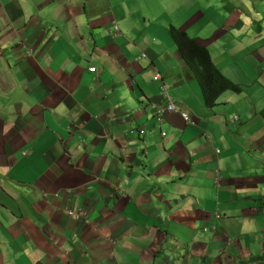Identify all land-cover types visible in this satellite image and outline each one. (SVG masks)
<instances>
[{"label": "crops", "instance_id": "obj_1", "mask_svg": "<svg viewBox=\"0 0 264 264\" xmlns=\"http://www.w3.org/2000/svg\"><path fill=\"white\" fill-rule=\"evenodd\" d=\"M0 264H264V0H0Z\"/></svg>", "mask_w": 264, "mask_h": 264}, {"label": "trees", "instance_id": "obj_2", "mask_svg": "<svg viewBox=\"0 0 264 264\" xmlns=\"http://www.w3.org/2000/svg\"><path fill=\"white\" fill-rule=\"evenodd\" d=\"M169 31L188 67L200 83L206 106L217 105L220 95L226 90H241L237 82L224 75L216 66L206 46L199 44L197 39L185 30L171 26Z\"/></svg>", "mask_w": 264, "mask_h": 264}, {"label": "built area", "instance_id": "obj_3", "mask_svg": "<svg viewBox=\"0 0 264 264\" xmlns=\"http://www.w3.org/2000/svg\"><path fill=\"white\" fill-rule=\"evenodd\" d=\"M113 28L116 32H119L118 25L115 24ZM145 56H147V55L145 53H142L141 57H145ZM89 70L92 72H97V67L95 65H92L89 68ZM159 77H160L159 74H157L154 78L158 79ZM162 89H163V93L166 96L168 102L166 105H163V106H160L157 108L156 114H157L158 118L160 119L161 117H163V115L168 111H175V112H179L182 115V117L184 118V120H186L187 122H192V118H191V115L189 114V112L182 110L177 106L175 101L169 95V93L167 91V87L165 85H163ZM141 132H144V131L142 130ZM216 152H219V150L217 149ZM73 214H74V212L72 213V215ZM76 215L78 216L79 214L76 213Z\"/></svg>", "mask_w": 264, "mask_h": 264}, {"label": "clouds", "instance_id": "obj_4", "mask_svg": "<svg viewBox=\"0 0 264 264\" xmlns=\"http://www.w3.org/2000/svg\"><path fill=\"white\" fill-rule=\"evenodd\" d=\"M146 54V53H145ZM142 58H144V57H142ZM157 75V74H156ZM160 76V75H159ZM155 79V78H154ZM158 79H160V77L158 78ZM157 80V79H156ZM165 85V84H164ZM166 86V85H165ZM163 87V86H162ZM167 87V86H166ZM162 91H163V89H162ZM167 91H168V88H167ZM169 93V92H168ZM164 94V93H163ZM170 95V94H169ZM165 96V95H164ZM171 96V95H170ZM172 97V96H171ZM173 99V98H172ZM174 100V99H173ZM168 102V101H167ZM176 103V102H175ZM177 104V103H176ZM163 106V105H162ZM178 106V105H177ZM179 107V106H178ZM180 108V107H179ZM181 109V108H180ZM183 110V109H182ZM186 111V110H185ZM175 112V111H174ZM188 112V111H187ZM190 114V113H189ZM192 118V117H191ZM234 120V119H233ZM232 120V121H233ZM186 121V120H185ZM193 121V120H192ZM142 131V130H141ZM144 131V130H143ZM141 133H144V132H141ZM217 150V149H216ZM219 150V149H218ZM79 214V213H78ZM73 215H76V213H74ZM77 216V215H76Z\"/></svg>", "mask_w": 264, "mask_h": 264}, {"label": "rangeland", "instance_id": "obj_5", "mask_svg": "<svg viewBox=\"0 0 264 264\" xmlns=\"http://www.w3.org/2000/svg\"><path fill=\"white\" fill-rule=\"evenodd\" d=\"M218 102H219V101H218ZM215 106H217V105H215ZM215 106H214V107H215Z\"/></svg>", "mask_w": 264, "mask_h": 264}]
</instances>
